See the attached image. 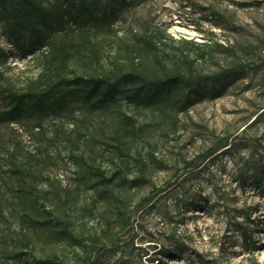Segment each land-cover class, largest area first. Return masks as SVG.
Masks as SVG:
<instances>
[{
	"label": "rangeland",
	"instance_id": "1",
	"mask_svg": "<svg viewBox=\"0 0 264 264\" xmlns=\"http://www.w3.org/2000/svg\"><path fill=\"white\" fill-rule=\"evenodd\" d=\"M34 2L46 24L0 0V264H264V0H101L79 24ZM119 71L200 96L2 120L10 94Z\"/></svg>",
	"mask_w": 264,
	"mask_h": 264
},
{
	"label": "trees",
	"instance_id": "2",
	"mask_svg": "<svg viewBox=\"0 0 264 264\" xmlns=\"http://www.w3.org/2000/svg\"><path fill=\"white\" fill-rule=\"evenodd\" d=\"M62 2L66 5L62 16L67 17L72 23L79 24L84 18L93 17L101 0H78L75 3L71 0H62ZM14 3L20 7L21 15L27 20L33 19L41 24L47 23L48 13L34 0H14ZM32 33L37 36L35 28H32ZM225 51L232 53L228 49ZM238 70L240 68L235 67L224 73ZM62 83V88L57 93H53V89L50 87L40 93L10 94L7 97L9 107L2 113V120H17L23 116L54 112L64 108L70 98L80 101L91 112L106 110L116 105L120 100L144 108L168 105L179 112H184L193 106L200 96V86L180 74L148 78L139 72L119 71L112 77L75 76L70 81L62 80ZM232 143L245 145L247 140L234 138ZM207 157L208 153L198 155L192 161L185 162V166L193 167L196 160ZM56 224L60 227L57 232L62 235L66 234L65 223L57 221ZM197 258H199V264H208L201 255L197 254Z\"/></svg>",
	"mask_w": 264,
	"mask_h": 264
}]
</instances>
